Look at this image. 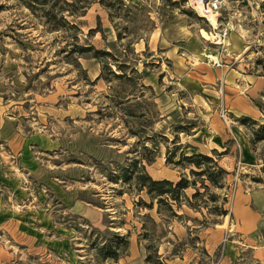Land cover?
<instances>
[{"label": "rangeland", "instance_id": "rangeland-1", "mask_svg": "<svg viewBox=\"0 0 264 264\" xmlns=\"http://www.w3.org/2000/svg\"><path fill=\"white\" fill-rule=\"evenodd\" d=\"M212 1L116 0L112 19L94 3L76 19L80 30L53 32L18 0H0V264H264V141L251 144L258 125L239 121L264 124V0H218L215 17ZM89 46L133 80L99 78L108 57L81 52ZM142 85L152 90L141 95ZM110 87L135 98L130 110L145 117L126 121L138 136ZM141 135L151 136L157 156L145 169L157 180L190 176L167 165L174 145L175 161L180 151L223 154L229 214L184 206L182 220L161 224L155 207L134 206L149 202L144 192L121 195L127 185L107 177L138 158ZM111 233L130 246L102 261L93 244Z\"/></svg>", "mask_w": 264, "mask_h": 264}, {"label": "trees", "instance_id": "trees-1", "mask_svg": "<svg viewBox=\"0 0 264 264\" xmlns=\"http://www.w3.org/2000/svg\"><path fill=\"white\" fill-rule=\"evenodd\" d=\"M22 6L33 13L35 16L42 19L44 26L48 27L50 31L60 32L62 31H71L74 28L79 29L76 24V19L82 17L86 14L88 8L94 4L99 3L102 7L109 11L110 19L113 18L112 8H114V2L112 0H18ZM113 23V20H111ZM95 29H90L89 32H94ZM96 32V31H95ZM120 37V34H117V38ZM81 52L93 50V56L98 59H104V71L99 76L103 78L104 81L112 84V80L105 77V72L111 74L115 81L119 82L126 78L127 81H132L131 77H126V74L123 72L122 64L108 51H99L95 50L94 47H80ZM111 60V61H109ZM111 62L115 68L119 70V73L110 68ZM258 65H262L264 60L256 61ZM264 72V65L262 66ZM122 71L123 73H121ZM105 77V78H104ZM141 95H143L144 90H152V87L141 86ZM112 89L111 95L106 97L112 102L113 107L119 108L120 111L124 112L126 126L130 130V134L133 137L138 136L137 132H134L132 126L126 121V119H135L144 116L143 113L137 115V113L130 110L129 104L133 101L129 96H121L118 91ZM154 94L151 93V96ZM138 98V96L136 97ZM145 117V116H144ZM239 121L243 124L250 122L251 124L258 125L259 128L253 129L252 143L264 141V124H260L254 119H250L246 116L239 118ZM128 124V125H127ZM140 144L142 148V153L137 152L138 158L135 159L132 163L126 162L122 164L120 169H122V174L120 177L113 175L112 173L108 175L107 179L114 183H122L127 185L129 191H122L123 193L127 192L129 195H138L144 192L145 197L149 199V202H146L143 198L138 202H134L136 208L151 212L154 207L156 209L157 215L161 220V224H168V222L173 220H182V217L185 215L179 214V211L183 209L184 206L189 208L194 212H200L202 215L204 210L207 211L209 218L211 217H221L225 218L229 214V210L225 207V204L228 203V195L226 189L228 188L227 178L231 174L227 169L219 165L220 157L223 154H219L216 150H212L213 156L206 155L203 153H195L194 155H186L183 151H180V157L178 161H175L177 153L175 151L179 146L174 145L173 150H167L166 163L167 165H172L175 168L182 170H189L190 176H187L185 173H182L178 181H171L169 179H154L149 175L147 169H145V164L151 165L156 159V154L154 149H150L146 144L148 141H151L150 137H145L141 135L139 137ZM168 141L167 138H164ZM176 144V138L172 141ZM226 154V153H225ZM217 156V157H215ZM115 162H111L113 164ZM120 166V165H118ZM188 189H193L194 192L191 196H188L186 191ZM222 191H225L222 194ZM134 192V193H133ZM220 192V193H219ZM204 209V210H203ZM204 216V215H203ZM143 218L148 220L152 226L156 228L159 227L155 218L150 216V213L143 215ZM190 219V218H188ZM85 220V219H84ZM193 222H199L198 219H190ZM203 225H207L208 221L206 217L203 221L200 222ZM143 233L141 236L149 237L150 230L145 226V223L142 224ZM155 230V229H154ZM111 237L107 241L96 242L93 244V248L96 250V257L102 261L108 259H113L114 261L120 260L125 253L128 251L130 242L128 236H121L119 233H111ZM152 257L148 255L147 262H151Z\"/></svg>", "mask_w": 264, "mask_h": 264}, {"label": "built area", "instance_id": "built-area-1", "mask_svg": "<svg viewBox=\"0 0 264 264\" xmlns=\"http://www.w3.org/2000/svg\"><path fill=\"white\" fill-rule=\"evenodd\" d=\"M220 6V2L218 0H214L208 4L209 10L210 11H218ZM220 37L226 38L227 37V29H223L220 34Z\"/></svg>", "mask_w": 264, "mask_h": 264}, {"label": "bare ground", "instance_id": "bare-ground-1", "mask_svg": "<svg viewBox=\"0 0 264 264\" xmlns=\"http://www.w3.org/2000/svg\"><path fill=\"white\" fill-rule=\"evenodd\" d=\"M207 15H212V16L215 17V15H217V13L210 11ZM208 20H209V18H208ZM209 21H210V20H209ZM201 35H202L204 38H207V37H208L207 34H206V32H203Z\"/></svg>", "mask_w": 264, "mask_h": 264}]
</instances>
